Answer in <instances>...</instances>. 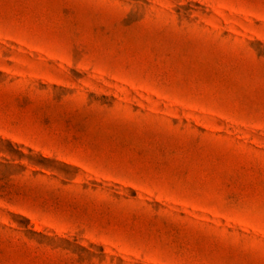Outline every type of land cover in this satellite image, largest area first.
<instances>
[{"label": "rangeland", "instance_id": "1", "mask_svg": "<svg viewBox=\"0 0 264 264\" xmlns=\"http://www.w3.org/2000/svg\"><path fill=\"white\" fill-rule=\"evenodd\" d=\"M0 264H264V0H0Z\"/></svg>", "mask_w": 264, "mask_h": 264}]
</instances>
